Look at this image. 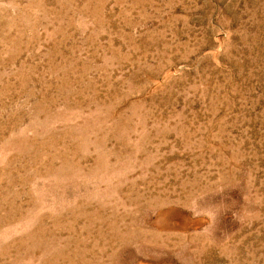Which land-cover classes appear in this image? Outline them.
Returning <instances> with one entry per match:
<instances>
[{"label":"rangeland","instance_id":"374dc122","mask_svg":"<svg viewBox=\"0 0 264 264\" xmlns=\"http://www.w3.org/2000/svg\"><path fill=\"white\" fill-rule=\"evenodd\" d=\"M0 264H264V0H0Z\"/></svg>","mask_w":264,"mask_h":264}]
</instances>
